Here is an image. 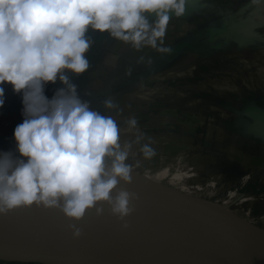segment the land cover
Instances as JSON below:
<instances>
[{
    "label": "clouds",
    "instance_id": "9594fccd",
    "mask_svg": "<svg viewBox=\"0 0 264 264\" xmlns=\"http://www.w3.org/2000/svg\"><path fill=\"white\" fill-rule=\"evenodd\" d=\"M185 11L186 0H0V109L10 85L23 117L13 131L15 150L0 152V216L33 205L75 222L93 209L102 215L104 205L120 221L134 212V193L113 195L122 181L131 183L126 160L132 145L122 148L116 120L82 100L69 73L89 68V29L138 51L171 54L164 46L166 29ZM48 85L56 86L50 99ZM104 107L116 105L109 99ZM136 123L128 121L130 127ZM140 151L145 158L155 155L149 143ZM70 229L74 239L81 237L74 224Z\"/></svg>",
    "mask_w": 264,
    "mask_h": 264
},
{
    "label": "rangeland",
    "instance_id": "374dc122",
    "mask_svg": "<svg viewBox=\"0 0 264 264\" xmlns=\"http://www.w3.org/2000/svg\"><path fill=\"white\" fill-rule=\"evenodd\" d=\"M190 5L193 7L186 6L182 17L173 16L169 21L164 46L172 49L171 54H160L147 47L148 52L162 58L159 61L161 63L149 73L146 70L147 73L140 75V79H136L135 83L133 81L127 87L130 89L123 92L137 101L145 100V107L152 115H175L183 118L184 125L188 126L199 120L201 128L210 123L212 130L218 131L220 119L227 112L226 100L231 102L239 98L240 101H253L264 106V0L257 5H253L251 0H198V3ZM86 36L91 41L85 53L89 68L82 74L69 75L73 83L83 82L80 97L95 106L101 104V100L95 96V99L87 97L89 88L97 96L114 93L112 90H102L105 85L100 80L101 76H95L92 71L98 65L97 53L104 47L106 51L110 50L115 38L107 32L100 33L92 29ZM56 86H60L59 82ZM56 86L48 85L46 95L52 96ZM5 96L4 107L0 109V152L15 150L14 118L22 109L20 96L12 92L10 85L5 86ZM142 161L139 158L126 160L131 165V183L122 181L113 195L125 190L167 196L209 222L224 226L230 235L234 233L229 220H223L230 217H219V213H226L229 209L237 215H246L236 219L242 234L250 231L245 227L247 224L264 229V188L256 177L243 175L240 179L244 180V185L241 187L237 182L222 184L201 176L194 177L191 173L193 170L181 167L176 162L155 167L150 164L145 166ZM230 191L234 192L231 198ZM229 198L230 203H225ZM132 204L135 210L129 217L143 215L148 219L185 227L203 240L210 239L220 244L231 242L229 236L189 225L171 211L135 201ZM103 207L104 212L100 216L96 215L94 209L90 212L122 230L128 229L123 228L120 224L123 221L113 216L107 205ZM249 220L253 223H248ZM150 227H144L142 231L169 236L157 226ZM14 228L27 234L21 227ZM169 238L174 239L171 236Z\"/></svg>",
    "mask_w": 264,
    "mask_h": 264
},
{
    "label": "crops",
    "instance_id": "0c3cea01",
    "mask_svg": "<svg viewBox=\"0 0 264 264\" xmlns=\"http://www.w3.org/2000/svg\"><path fill=\"white\" fill-rule=\"evenodd\" d=\"M190 3H198V0H186L187 7H193ZM105 48L97 53L98 65L92 72L95 76H101L100 80L105 85L102 90L107 92L112 90L114 93L97 96L91 93L92 89L89 88L87 97L92 99L98 97L101 104L90 105L91 108L116 120L120 129L122 148L127 144L132 145L128 149V158L134 160L139 158L143 160L145 166L150 164L155 167L176 162L181 167L193 170L191 173L194 177L201 176L205 180H214L222 184L237 182L241 187L244 180L240 178L243 175L252 176L261 181L264 188V106L253 101H240L239 98L231 102L226 100L227 112L220 119L221 127L218 131L212 130L210 123L201 128L199 120L188 126L184 125L183 118L175 115H152L145 107V100L129 98V94L123 91L130 89L127 87L133 81L135 83L136 79H140L139 76L145 74L146 70L148 73L153 71L156 65L161 63L159 61L162 58L148 52L147 47L138 51L131 44L117 39L112 41L110 50L106 51ZM109 99L116 105L114 109H105L104 101ZM131 119L137 122L135 127L129 126L128 121ZM137 136L142 137L139 143L136 142ZM144 143H149L155 150L153 157L145 158L140 151ZM233 194L234 192L230 191V198ZM230 198L224 202L230 203ZM262 207L264 208V205ZM219 214V217L226 215L230 217L222 218L229 220L234 233L229 236L230 241L263 247L264 242L246 239L237 227L236 219L246 216L245 214L237 215L231 209ZM248 223L253 222L249 220ZM0 264L46 263L0 259Z\"/></svg>",
    "mask_w": 264,
    "mask_h": 264
},
{
    "label": "bare ground",
    "instance_id": "6f19581e",
    "mask_svg": "<svg viewBox=\"0 0 264 264\" xmlns=\"http://www.w3.org/2000/svg\"><path fill=\"white\" fill-rule=\"evenodd\" d=\"M123 222L129 225L127 230L101 220L91 212L75 222L58 210H45L35 205L13 210L0 216V256L32 254L59 256L81 264H121L115 256L127 255L150 263L175 254H196L233 264H264V245L259 247L232 241L214 243L210 239L203 240L185 227L148 219L143 215L126 217ZM123 222L120 224L123 225ZM73 224L81 230L78 239L73 238L70 229ZM151 225L159 227L174 239L142 231L144 227L151 228ZM14 227L23 228L27 234ZM245 227L250 229L244 232L246 239L264 242V229L248 224Z\"/></svg>",
    "mask_w": 264,
    "mask_h": 264
},
{
    "label": "water",
    "instance_id": "95a60500",
    "mask_svg": "<svg viewBox=\"0 0 264 264\" xmlns=\"http://www.w3.org/2000/svg\"><path fill=\"white\" fill-rule=\"evenodd\" d=\"M129 192L134 193L137 196V199L135 200L137 203L171 211L189 225L199 227L205 231H210L221 236H230V232L226 230L224 226L216 222H209L202 216L194 213L187 206L178 203L172 198L151 192ZM114 258L121 264H233L218 258H207L196 254H175L164 260L155 259L150 263L141 262L127 255H117ZM0 259L38 261L46 264H81L78 261L65 259L59 256H33L32 254L18 256L2 255L0 256Z\"/></svg>",
    "mask_w": 264,
    "mask_h": 264
},
{
    "label": "trees",
    "instance_id": "16d2710c",
    "mask_svg": "<svg viewBox=\"0 0 264 264\" xmlns=\"http://www.w3.org/2000/svg\"><path fill=\"white\" fill-rule=\"evenodd\" d=\"M92 69V68H91ZM90 69V70H91ZM76 85H77V88H78V92L80 91V89L82 88V86H83V82L80 80L78 83H75ZM61 86V85H60ZM55 89V88H54ZM50 94H51V92H50ZM48 98L50 99L51 98V96L50 95H48ZM14 122H15V124L17 125V124H19V123H22V121H23V117H22V115H21V112L14 118Z\"/></svg>",
    "mask_w": 264,
    "mask_h": 264
}]
</instances>
